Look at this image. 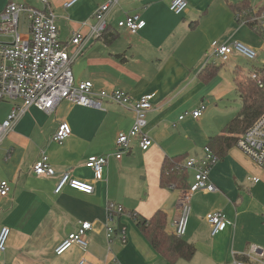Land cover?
<instances>
[{
  "label": "crops",
  "instance_id": "crops-1",
  "mask_svg": "<svg viewBox=\"0 0 264 264\" xmlns=\"http://www.w3.org/2000/svg\"><path fill=\"white\" fill-rule=\"evenodd\" d=\"M65 1L49 0L60 39L68 40L78 30L87 34L89 28L82 22L103 0H78L68 8L63 7ZM238 1L187 0L186 9L174 13L169 9L170 0H118L108 16L109 28L101 38L83 44L72 71L76 80H91L95 90L118 88L134 98L152 94L153 106L145 126L152 145L143 150L132 138L129 149L116 158V138L129 130L134 113L112 101L102 100L97 108L61 100L50 113L29 106L0 144V180H7L10 186L8 194L0 196V229L9 228L0 264H77L81 259L83 264L103 260L107 264H114L113 260L170 264L150 244L133 215L149 219L155 211L163 210L166 230L171 233L181 190L160 184L164 157L185 154L184 162L202 155L209 137L221 133L241 108L235 77L246 72L237 61L239 54L232 53L225 62L210 56L215 46L233 40L255 50L264 46L254 28L237 21L230 3ZM6 3L0 0V11ZM253 4L243 15L255 21L252 16L261 4ZM132 13L145 22L135 33L117 26L119 19ZM70 49L75 46L70 44ZM209 62L220 67L205 83L199 73ZM0 101L5 102L0 103V121L21 102ZM202 103L205 108L199 117L188 114L179 119ZM63 120L71 132L60 143L52 140V135ZM41 151L55 175L32 172ZM90 155L108 156L101 179L93 180V172L85 165ZM63 171L92 181L94 191L85 194L65 187L55 193ZM188 174L192 183L189 169ZM249 177L259 180L250 182ZM210 178L218 189L191 194L188 226L182 237L196 251L192 258H179L173 264H226L234 256L242 258L253 245L264 247V168L234 145L211 168ZM109 202L122 208L110 213L111 237L105 227ZM215 210L221 211L229 224L212 234L206 215ZM82 220L91 222L86 246L73 245L57 254L56 247Z\"/></svg>",
  "mask_w": 264,
  "mask_h": 264
},
{
  "label": "built area",
  "instance_id": "built-area-1",
  "mask_svg": "<svg viewBox=\"0 0 264 264\" xmlns=\"http://www.w3.org/2000/svg\"><path fill=\"white\" fill-rule=\"evenodd\" d=\"M40 6L27 3L26 0H7L0 11V100L19 99L14 104L6 118L0 121V144L3 138L13 129L15 122L26 112L29 106L35 105L46 113L55 110L61 100L71 103L101 108V101H112L130 108L134 113V121L127 132H120L116 138V158H120L123 151L128 150L132 138L138 140L141 149L147 150L152 145V138L145 131L147 113L152 108V94H144L134 98L122 89L95 90L91 80H76L72 71V64L80 53L83 44L92 39L101 38L110 26L108 16L118 0H103L94 10L92 16L83 21L89 32L83 34L80 30L72 33L68 40L59 37L56 15L49 4V0H38ZM78 0H66L64 8H68ZM188 5L187 0H170L169 9L174 13H181ZM21 15L23 16L21 19ZM253 20L264 26V12L254 13ZM145 24L138 13L127 14L117 21L119 28H125L135 33ZM24 27L21 36L19 27ZM70 44L75 49H70ZM232 53L243 55L249 60L255 59L256 50L240 41L223 42L213 48L210 56L220 62H225ZM256 78L255 73H251ZM258 84L262 83L258 80ZM202 103L192 111H186L179 119L186 115L199 117L204 110ZM71 132L69 123L61 121L52 135L56 142L64 141ZM253 163L264 168V111L246 128L235 144ZM220 157L208 147H204L200 156L187 158L181 166L192 171L193 182L188 188L181 190L177 202V216L173 220L171 233L183 237L186 233L190 215V196L197 191L214 192L218 188L210 178L211 168ZM107 155H90L85 165L93 172V180L101 179ZM37 176H53L56 171L41 151L39 157L31 166ZM259 178L249 177L248 181L257 182ZM65 187L85 194L94 191L92 181L76 178L68 171H63L57 178L54 192L59 193ZM10 190L7 180H0V196H6ZM121 211L122 208L108 203V222L105 223L106 235L111 237L114 228L110 223L111 211ZM206 219L211 225L212 234L221 231L229 221L218 210L207 213ZM91 229V222L79 221L76 231L71 232L56 247L57 254H61L73 245L85 247L87 231ZM121 236L125 241L124 228ZM9 235L8 226L0 229V251L6 247ZM81 259L77 264H83ZM114 264H121L113 260ZM6 264V263H1ZM13 264V263H11ZM96 264H107L106 260ZM226 264H264V247L255 245L241 257L234 256Z\"/></svg>",
  "mask_w": 264,
  "mask_h": 264
},
{
  "label": "trees",
  "instance_id": "trees-1",
  "mask_svg": "<svg viewBox=\"0 0 264 264\" xmlns=\"http://www.w3.org/2000/svg\"><path fill=\"white\" fill-rule=\"evenodd\" d=\"M230 7L237 15L238 22H245L264 40V26L252 21L249 15H243L245 11L252 9L249 0H241L230 3ZM264 12V3L257 8V13ZM220 64L207 63L199 73L202 82H208L214 77ZM252 73V72H251ZM236 75L235 85L241 97V108L237 115L231 119L223 128L222 132L209 137L205 147H208L220 158L224 157L227 151L236 144L237 139L242 135L248 126L264 111V66L255 69L253 73ZM258 80L262 83L260 86ZM185 154L164 157L160 168V184L164 187L176 189L188 188V170L181 166ZM136 225L139 227L150 244L170 264L177 259H190L196 249L194 245L182 237H177L166 230L167 216L163 210H157L149 218L145 219L137 214L133 215Z\"/></svg>",
  "mask_w": 264,
  "mask_h": 264
},
{
  "label": "rangeland",
  "instance_id": "rangeland-1",
  "mask_svg": "<svg viewBox=\"0 0 264 264\" xmlns=\"http://www.w3.org/2000/svg\"><path fill=\"white\" fill-rule=\"evenodd\" d=\"M30 1H31L32 5H40V3H39L38 0H30ZM249 1L252 2V4L254 2L255 3H259V4L262 3L261 2L262 0H249ZM22 17L23 16L21 15V19H22ZM19 32H20L21 36H24L25 31H24V27L23 26H20L19 27ZM256 53H257L256 58L255 59H252V60L247 59L243 55H240V54L238 55L237 61L240 64L241 69L243 71H245L246 73H248V72H252L253 73V71L255 69H258L259 70V68H261V67L264 66V46L261 49L256 50ZM0 103H5V102L0 101ZM187 118H189V117H187Z\"/></svg>",
  "mask_w": 264,
  "mask_h": 264
}]
</instances>
